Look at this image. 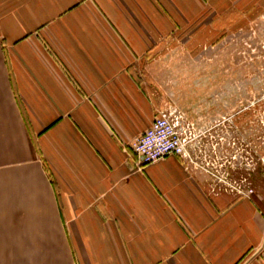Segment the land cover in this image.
<instances>
[{"label": "crops", "instance_id": "crops-1", "mask_svg": "<svg viewBox=\"0 0 264 264\" xmlns=\"http://www.w3.org/2000/svg\"><path fill=\"white\" fill-rule=\"evenodd\" d=\"M255 34L264 0H0V264H264ZM169 107L192 161L145 164Z\"/></svg>", "mask_w": 264, "mask_h": 264}, {"label": "built area", "instance_id": "built-area-1", "mask_svg": "<svg viewBox=\"0 0 264 264\" xmlns=\"http://www.w3.org/2000/svg\"><path fill=\"white\" fill-rule=\"evenodd\" d=\"M253 39H255L256 43H247V47L255 54L254 56L264 58V39H259L256 34ZM241 102L243 103V101ZM255 120L258 125L260 122L261 127H264V113L261 116L256 115ZM195 138L196 130L192 128L185 114L176 107H169L167 110L160 112L145 133L134 140L133 149L140 157L141 162L145 164L158 161L170 155H179L192 161L189 145ZM262 157L260 163L262 162L264 164V156ZM206 163L209 168L212 167L215 170L219 168V162L206 161ZM246 163L248 164L247 161ZM252 163L253 161H250L249 164L252 165ZM209 172L220 183H227L228 174L226 172L223 171L219 174L220 176L216 175L218 173L215 171L209 170ZM244 182L245 190L240 188V191L244 192L247 196H252L254 188L246 179Z\"/></svg>", "mask_w": 264, "mask_h": 264}, {"label": "rangeland", "instance_id": "rangeland-1", "mask_svg": "<svg viewBox=\"0 0 264 264\" xmlns=\"http://www.w3.org/2000/svg\"><path fill=\"white\" fill-rule=\"evenodd\" d=\"M252 39H253V38H252ZM252 39H251V41H253ZM247 43L249 44V41H248V40H247L246 44H247ZM242 55L245 56V57H248V58H249V57H251V56H254L255 54H253V53L251 52V50L246 46V49H245L244 51H242ZM255 164H256V163H255ZM255 164H254V165H255ZM260 165H261V168H260V170H261V177H262V180L264 181V164L261 162ZM253 194L255 195L256 192L253 193ZM253 194H252V195H253Z\"/></svg>", "mask_w": 264, "mask_h": 264}]
</instances>
